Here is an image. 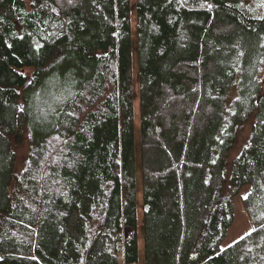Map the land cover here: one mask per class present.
Here are the masks:
<instances>
[{
  "label": "trees",
  "instance_id": "1",
  "mask_svg": "<svg viewBox=\"0 0 264 264\" xmlns=\"http://www.w3.org/2000/svg\"><path fill=\"white\" fill-rule=\"evenodd\" d=\"M245 2L136 0L145 264H264ZM131 3L0 0V264L139 263ZM245 187L253 230L224 249Z\"/></svg>",
  "mask_w": 264,
  "mask_h": 264
},
{
  "label": "rangeland",
  "instance_id": "2",
  "mask_svg": "<svg viewBox=\"0 0 264 264\" xmlns=\"http://www.w3.org/2000/svg\"><path fill=\"white\" fill-rule=\"evenodd\" d=\"M250 2L252 4H250ZM136 0H132V49H133V75H134V91H135V126H136V178H137V204H138V243H139V263L138 264H145V241H144V204L142 200V152H141V126H140V100H139V87H138V80H139V62L138 55H139V48H138V35H137V23H136V10H134ZM245 6L249 5L251 10H255L257 16L260 17L264 14V0H246L244 3ZM250 191V187H245L240 194L236 197V206H235V221L232 227L230 228L227 237L225 238V242L222 245L224 249L229 247L240 240L241 237H245L248 233L253 230V225L249 220L248 213H246L243 207V199L248 195ZM130 235V232L126 231V238ZM123 253H120V257L122 259ZM124 264V262H122Z\"/></svg>",
  "mask_w": 264,
  "mask_h": 264
},
{
  "label": "snow or ice",
  "instance_id": "3",
  "mask_svg": "<svg viewBox=\"0 0 264 264\" xmlns=\"http://www.w3.org/2000/svg\"><path fill=\"white\" fill-rule=\"evenodd\" d=\"M251 233L249 232L248 235H250ZM244 237H241L240 239H243Z\"/></svg>",
  "mask_w": 264,
  "mask_h": 264
}]
</instances>
